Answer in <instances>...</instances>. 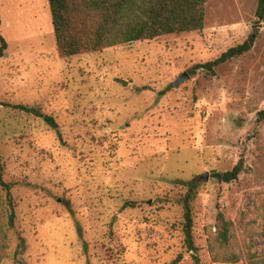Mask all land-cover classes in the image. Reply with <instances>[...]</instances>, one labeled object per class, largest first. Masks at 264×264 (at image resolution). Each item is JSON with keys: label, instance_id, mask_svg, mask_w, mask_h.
Wrapping results in <instances>:
<instances>
[{"label": "rangeland", "instance_id": "374dc122", "mask_svg": "<svg viewBox=\"0 0 264 264\" xmlns=\"http://www.w3.org/2000/svg\"><path fill=\"white\" fill-rule=\"evenodd\" d=\"M259 0H207L202 30L83 52L57 49L49 0H0V264H264V21ZM251 51L194 68L248 40ZM253 37V36H252ZM196 71L195 74L192 73ZM185 72L191 77L172 84ZM125 81L126 83H124ZM35 107L42 116L16 105ZM245 158L239 179L214 170ZM207 173L208 179L203 180ZM232 221L218 239V213Z\"/></svg>", "mask_w": 264, "mask_h": 264}, {"label": "trees", "instance_id": "16d2710c", "mask_svg": "<svg viewBox=\"0 0 264 264\" xmlns=\"http://www.w3.org/2000/svg\"><path fill=\"white\" fill-rule=\"evenodd\" d=\"M207 0H49L52 13L57 49L62 56L70 57L83 52L97 51L146 39H154L164 34L202 30L206 21ZM258 19L264 21V0H259L256 10ZM0 19V58L8 48V41L1 33ZM255 38L233 46L218 58L197 64L194 68H205L215 73L216 68L234 58L240 57L253 48ZM126 83L125 81H123ZM26 112L42 116L53 128H58L56 119L35 107L16 105ZM258 122L264 121V109L258 112ZM246 170L244 156L230 170L214 172L222 182L239 179ZM0 184L6 188V201L11 209L8 222L15 224V202L11 185L0 174ZM188 191L182 198L184 208L183 232L187 250L192 252L200 264L198 247L194 238V217L192 201L197 184L187 182ZM218 239L227 244L232 234V221L218 213ZM183 255L179 254L172 264H180Z\"/></svg>", "mask_w": 264, "mask_h": 264}, {"label": "water", "instance_id": "95a60500", "mask_svg": "<svg viewBox=\"0 0 264 264\" xmlns=\"http://www.w3.org/2000/svg\"><path fill=\"white\" fill-rule=\"evenodd\" d=\"M259 30H260V28H256V30H254V32H253V34H252V36H253L254 38L256 37V35H257V33H258ZM195 73H196V71H194V72L192 73V75L195 74ZM190 77H191V74H189L188 72H185V73H183V74L177 79V81L174 82L172 85H173V86H177V85H179L181 82H183V81L189 79ZM214 172H217V171L214 170ZM208 175H209V173H207L205 176H203V177H202L203 180H207V179H208Z\"/></svg>", "mask_w": 264, "mask_h": 264}]
</instances>
